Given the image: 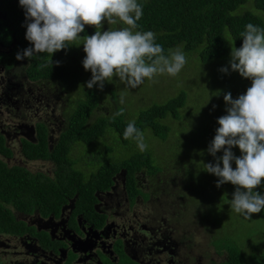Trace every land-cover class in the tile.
Returning a JSON list of instances; mask_svg holds the SVG:
<instances>
[{"label": "flooded vegetation", "instance_id": "af4514ba", "mask_svg": "<svg viewBox=\"0 0 264 264\" xmlns=\"http://www.w3.org/2000/svg\"><path fill=\"white\" fill-rule=\"evenodd\" d=\"M6 18L0 7V178L8 179L0 192L12 189L16 198L0 200V264H202L193 250L194 230L202 238L206 231L197 219L202 209L180 225L179 200L191 196L176 189L177 176L164 166L136 169L131 186L126 166L98 184L97 176L110 173L99 167L115 161L96 158L100 151L80 156L75 144L69 161L60 162L80 176H58L50 153L65 140L68 112L77 104L70 98L77 102L80 93L68 97L66 80L36 76L29 58L16 59L23 46L17 30H3ZM222 253L214 264L228 262L230 254Z\"/></svg>", "mask_w": 264, "mask_h": 264}, {"label": "clouds", "instance_id": "9594fccd", "mask_svg": "<svg viewBox=\"0 0 264 264\" xmlns=\"http://www.w3.org/2000/svg\"><path fill=\"white\" fill-rule=\"evenodd\" d=\"M19 5L24 9L25 39L31 46L18 52L16 59L41 53L52 57L70 45L83 44L82 64L91 72L85 82L88 89L103 90L105 82L114 78L126 88H136L145 78L174 77L187 63L181 49H169L165 55L154 32L136 30L143 15L138 0H19ZM104 21L126 27L101 31ZM86 25L95 26V33L77 42ZM240 36L242 44L232 47L229 65L231 71L249 79L251 86L236 98L231 92L223 95L226 114L218 117L219 127L207 148L215 163H204V170L218 177L217 187L229 182L235 186L229 205L235 213L251 218L264 211V194L256 190L264 180V28L248 23ZM220 71L228 73L229 67ZM123 136L135 140L142 152L148 147L134 121L127 124ZM236 146L239 156L232 151ZM221 151L223 155L217 156Z\"/></svg>", "mask_w": 264, "mask_h": 264}, {"label": "rangeland", "instance_id": "374dc122", "mask_svg": "<svg viewBox=\"0 0 264 264\" xmlns=\"http://www.w3.org/2000/svg\"><path fill=\"white\" fill-rule=\"evenodd\" d=\"M254 12L264 19V12L256 9ZM122 25L118 24L116 28L122 27ZM108 27L115 28L104 21L101 31L107 30ZM175 49L177 47L172 48V50ZM184 54L187 63L178 75L174 77L167 74L157 75L154 80L145 78L144 83L132 89L126 88L115 78L112 82L106 81L103 90L96 86L88 89L85 82L91 78V72L82 73V67L74 66V76L70 80L68 97L78 96V90L80 98L85 97L89 91H93L102 106L95 110L96 114L92 117L94 121L102 114L109 116L115 112L114 116L117 117L121 115L123 108L126 112L125 118L134 119L142 110L151 105L166 102L181 91L187 92L186 107L181 112V121L175 120L171 116L166 120L168 124L173 125L170 137L174 140L171 141L169 137L167 143L155 136L152 131H146L144 132V142L148 146L146 150L152 153L153 160L164 166L170 175L179 176L181 179L188 178L191 183L194 182L193 190L196 194H199V197H207L202 203L194 200L195 198H187V195H183L179 200V209L182 210L183 217L180 220V225L191 222L193 214H196L198 209H202V213L197 215V219L206 231L202 238L199 235L203 231L194 230V257L201 256L202 264H207L206 261L208 264H214L223 260V253H220L225 250L229 254L235 255L241 252L246 256L247 261H251L264 254V211L253 214L251 218H245L235 213L229 205L235 186L229 182L217 187L218 177L204 170V163H215V158L207 152V148L219 127L218 117L226 114L223 95L231 92L232 97L236 98L246 92L247 88L251 86V81L241 77L238 72L231 71L230 53L208 62H202L195 50L191 51L190 56L186 51ZM85 55L86 53L83 52L80 56H76V53L72 51L67 53L65 58L70 62H79ZM225 66L229 67L228 73L220 71ZM70 102L78 103V99L75 102V98L71 97ZM110 135L96 139V142L88 148L84 146V149L87 148L86 150H82V146L79 147L80 156L84 151L87 154L100 151L99 156L107 153L104 155V159L120 161L133 150L139 149L137 144L121 148L120 146H123L121 136L117 133H113V136ZM105 143L113 146L115 151L105 152L107 150ZM80 144L81 142L76 143V145ZM232 151L235 155H240L238 146L233 147ZM222 155V151L217 153V156ZM232 167H236L234 161ZM185 184L182 183L184 188L182 192L189 191V187L187 188ZM256 190L264 194V188ZM208 201L212 203L209 204ZM135 209L137 212H142L144 206L139 204ZM177 224L180 228L178 222ZM189 227L192 233L193 226L188 224L187 229ZM215 227H219V230ZM204 240L208 241V244L204 243L205 246L201 248ZM198 245L200 248L196 249ZM203 250L211 251L207 258L202 257Z\"/></svg>", "mask_w": 264, "mask_h": 264}, {"label": "trees", "instance_id": "16d2710c", "mask_svg": "<svg viewBox=\"0 0 264 264\" xmlns=\"http://www.w3.org/2000/svg\"><path fill=\"white\" fill-rule=\"evenodd\" d=\"M138 3L143 6V15L137 21L138 28L136 30L154 32L156 34L155 42L163 47L165 55L169 54V49L177 47L183 52L186 51L188 56L191 55V51L195 50L202 62H208L228 55L234 46L240 47L243 41L240 33L245 30L248 23L264 28L263 17L254 12L255 9L264 12V0H138ZM0 7L7 13V18L2 21L3 30H17V36L23 46L20 48V52L30 47V42L25 39L24 9L19 5V0H0ZM112 27L116 28L117 25H112ZM122 27H126V25H122ZM95 31V26L86 25L85 31L81 33V37L77 42H81L84 36L92 35ZM82 46V44L79 46L70 45L65 50L55 52L52 57L47 53L34 56L30 59L32 73L39 77L56 76L62 78L66 80L65 84L68 88L70 80L74 76V66L82 67V73H86V71L82 61L70 62L65 56L72 51L76 53V56H80L84 52ZM51 59L59 63H53L52 65ZM77 99L76 107L68 112L70 128L66 132L65 140L54 146L50 153V158L56 159V173L58 176L61 178L67 176L73 181L75 175L80 176L79 169L72 167V165L64 168L65 163L60 162V159L69 161L76 143L81 142L80 145H77L78 149L82 146V150H86L88 145H91L96 139L110 134V136H113V133H117L121 136V142H123L121 148L135 145L137 144L135 140L124 139L123 136L124 130L130 121H134L136 128L143 134L146 131H152L155 136L167 142L171 130H173V125L168 124L166 120L171 116L173 119L181 121V112L186 107L187 92L181 91L166 102L151 105L142 110L138 117L134 119L125 118L126 112L123 108L121 115L117 117L114 116V112L113 115L109 116L102 114L93 121L92 117L96 114L95 110L102 107L95 93L89 91L85 97L80 98L78 96ZM172 140L174 139L171 138ZM84 146H87V148L84 149ZM106 148L105 152L115 151L109 146H106ZM84 154L90 155L92 153L87 154L84 151ZM96 158H103V156ZM125 166L131 181L128 184L130 186L136 169L140 170L144 167L151 172H155L163 168V166L155 164L150 151L133 150L130 154L121 158L120 161L102 164L98 170L110 173L97 176L96 182L106 184L112 174ZM2 180L6 181L8 179L0 178V183ZM61 182L64 183V181ZM182 183H186L187 188L189 187L188 192L189 195L191 194V198H195L194 200L199 203L206 200L207 197H199V194H196L193 190V181L191 183L188 178L181 179L177 176L175 184L177 190L184 189ZM54 184L55 182L51 179V185ZM258 188H264V180ZM11 198H16V194L12 192V189L7 190V192H0L1 201L11 202ZM208 203L212 202L208 201ZM228 261L227 264H264V254L247 261L246 256L241 252L238 255L231 253Z\"/></svg>", "mask_w": 264, "mask_h": 264}]
</instances>
